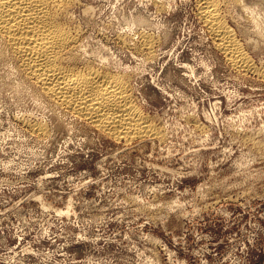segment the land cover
<instances>
[{"label": "rangeland", "instance_id": "obj_1", "mask_svg": "<svg viewBox=\"0 0 264 264\" xmlns=\"http://www.w3.org/2000/svg\"><path fill=\"white\" fill-rule=\"evenodd\" d=\"M78 1L74 63L126 74L163 135L115 139L0 58V264H264V0H219L256 71L199 0Z\"/></svg>", "mask_w": 264, "mask_h": 264}, {"label": "bare ground", "instance_id": "obj_2", "mask_svg": "<svg viewBox=\"0 0 264 264\" xmlns=\"http://www.w3.org/2000/svg\"><path fill=\"white\" fill-rule=\"evenodd\" d=\"M199 1L200 14L217 41V47L240 70L256 71L253 59L242 48L232 27L226 23L220 1ZM74 2L0 0V58L9 56L14 59L20 75L35 84L38 93L41 92L46 99L66 112L88 120L115 139L130 142L138 137L161 138V129L141 106L135 104L126 74L114 73L88 63L82 67L74 63L78 61L74 50L77 35L72 29L74 26H68L67 20L66 24L63 23L68 8ZM155 43L152 35L142 33L137 47L148 58H152L155 55ZM259 71L264 76V70ZM27 125L36 134L47 133L46 127L40 122L27 121Z\"/></svg>", "mask_w": 264, "mask_h": 264}]
</instances>
